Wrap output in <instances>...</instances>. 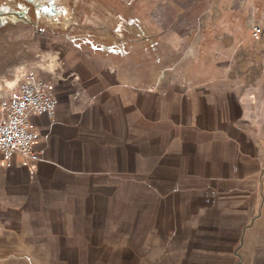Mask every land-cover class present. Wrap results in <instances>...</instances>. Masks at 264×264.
<instances>
[{"label": "crops", "instance_id": "1", "mask_svg": "<svg viewBox=\"0 0 264 264\" xmlns=\"http://www.w3.org/2000/svg\"><path fill=\"white\" fill-rule=\"evenodd\" d=\"M157 6L141 24L170 30L153 39L151 66L139 48L132 62L114 49L63 51L48 77L55 116L29 117L38 160L0 155V264H112L115 250L119 264H139V239L128 241L137 194L145 214L199 202L250 217L239 233L253 231L264 209V0Z\"/></svg>", "mask_w": 264, "mask_h": 264}, {"label": "rangeland", "instance_id": "2", "mask_svg": "<svg viewBox=\"0 0 264 264\" xmlns=\"http://www.w3.org/2000/svg\"><path fill=\"white\" fill-rule=\"evenodd\" d=\"M159 1L165 0H0V97L20 81L24 71L50 80L69 46L97 52L104 48L107 53L114 49L119 55L128 52L129 62L139 48V61L151 66L153 39L170 28L156 31L141 23L152 22L145 8H156ZM160 18L168 16L161 13ZM238 30L245 32V25ZM203 31L211 36L216 33L214 25ZM142 75L147 77L146 72ZM143 199L139 201L137 194L128 201L129 210L141 212L139 222L137 218L129 222L135 229L128 234V241L139 239V264H264V209L261 215L256 211L253 231L243 236L239 232L250 217L239 212L241 217H221L215 207L207 212L199 208V202H192V211L179 209L163 218L162 214H145L150 201ZM119 254L113 251L112 264H119Z\"/></svg>", "mask_w": 264, "mask_h": 264}, {"label": "built area", "instance_id": "3", "mask_svg": "<svg viewBox=\"0 0 264 264\" xmlns=\"http://www.w3.org/2000/svg\"><path fill=\"white\" fill-rule=\"evenodd\" d=\"M262 28L251 25V35L258 38ZM57 109V97L50 80L32 71H24L20 81L0 97V155L10 164L15 154L25 162H35L39 154L33 150L38 132L29 121L31 114H44L53 118Z\"/></svg>", "mask_w": 264, "mask_h": 264}]
</instances>
